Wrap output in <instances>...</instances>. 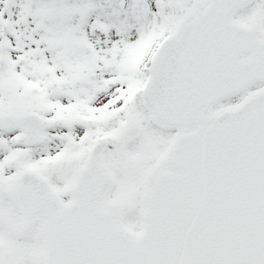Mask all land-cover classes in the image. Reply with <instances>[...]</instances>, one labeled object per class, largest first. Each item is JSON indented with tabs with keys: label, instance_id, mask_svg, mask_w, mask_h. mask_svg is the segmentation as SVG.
Segmentation results:
<instances>
[{
	"label": "snow or ice",
	"instance_id": "snow-or-ice-1",
	"mask_svg": "<svg viewBox=\"0 0 264 264\" xmlns=\"http://www.w3.org/2000/svg\"><path fill=\"white\" fill-rule=\"evenodd\" d=\"M0 264H264V0H0Z\"/></svg>",
	"mask_w": 264,
	"mask_h": 264
}]
</instances>
